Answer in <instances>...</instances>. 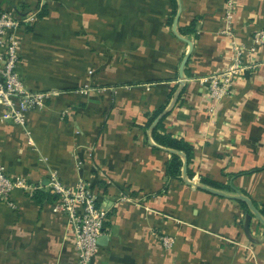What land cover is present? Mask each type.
<instances>
[{"label": "crops", "instance_id": "obj_1", "mask_svg": "<svg viewBox=\"0 0 264 264\" xmlns=\"http://www.w3.org/2000/svg\"><path fill=\"white\" fill-rule=\"evenodd\" d=\"M3 11H37L17 32L18 72L29 92L57 95L25 126L0 121V166L44 194L0 201V264H78L53 175L84 181L108 211L92 264H264V225L234 199L264 218V47L252 50L264 0H0ZM236 47L256 68L211 102L205 81Z\"/></svg>", "mask_w": 264, "mask_h": 264}, {"label": "built area", "instance_id": "obj_2", "mask_svg": "<svg viewBox=\"0 0 264 264\" xmlns=\"http://www.w3.org/2000/svg\"><path fill=\"white\" fill-rule=\"evenodd\" d=\"M37 21V11L28 12L20 17L19 12H0V106L3 111L0 121H10L25 126L26 115L32 110H42L47 102L57 93L29 92L18 72L20 63V42L18 30L25 24L32 25ZM253 51L256 46L264 47V29L257 31L253 38ZM233 65L217 74L211 75L205 83L208 85V97L211 102H220L233 90L236 80L245 71L256 68L245 62L242 49L235 48ZM48 187L59 198L54 203L53 211L64 215L72 224L77 248L78 264H92L99 250V240L105 234V225L109 214L98 206L96 197L90 187L80 181L74 189L62 185L56 176H51ZM22 189L32 197L37 191L35 186L23 178H12L0 166V201L14 207L11 194L14 189ZM128 198L121 197V201ZM167 249L172 248L174 240L170 237L160 238Z\"/></svg>", "mask_w": 264, "mask_h": 264}, {"label": "trees", "instance_id": "obj_3", "mask_svg": "<svg viewBox=\"0 0 264 264\" xmlns=\"http://www.w3.org/2000/svg\"><path fill=\"white\" fill-rule=\"evenodd\" d=\"M44 14V13H43ZM43 14H38V17L39 18H42L43 17ZM162 127V124L159 125L158 129ZM157 129V130H158ZM156 135V140L163 146L171 149V150H175V151H178V152H183L185 153L187 156H188V159H190L192 157V154H193V150H192V147H190L188 144H186L183 140H177V139H174L172 136L168 135V134H165V135H158L157 132L155 131L154 132V136ZM43 193H41L39 190H37L34 195L31 197L32 199H35V200H42V197L40 196H43L41 195ZM58 196L56 195L55 199L54 200H58ZM108 224V223H107ZM107 224L105 225V229L108 227Z\"/></svg>", "mask_w": 264, "mask_h": 264}, {"label": "water", "instance_id": "obj_4", "mask_svg": "<svg viewBox=\"0 0 264 264\" xmlns=\"http://www.w3.org/2000/svg\"><path fill=\"white\" fill-rule=\"evenodd\" d=\"M176 26H177V22H176V24H175V29H176ZM175 32H176V31H175ZM186 42L188 43V45H189V47H190V51H189V53L187 54V56H186V58H185V60H184V62H183V64H182V69H184L185 64L187 63L188 59L190 58L191 52H192V50H193L192 43L189 42V41H186ZM182 71H183V70H181V72H182ZM186 168H187V167H186ZM186 168H185V170H186ZM234 199L245 202V203L249 206L250 210L252 211V213L254 214V216L257 218V220H258L261 224L264 225V218L262 217V215L260 214V212L257 210V208L255 207V205L253 204V202H252V200H251L250 198H248V197L242 195L241 193H237V195L234 197ZM104 239H106V237H104V238H103V237L100 238L99 243H100L102 240H104Z\"/></svg>", "mask_w": 264, "mask_h": 264}]
</instances>
